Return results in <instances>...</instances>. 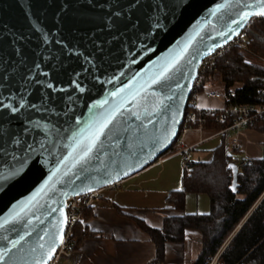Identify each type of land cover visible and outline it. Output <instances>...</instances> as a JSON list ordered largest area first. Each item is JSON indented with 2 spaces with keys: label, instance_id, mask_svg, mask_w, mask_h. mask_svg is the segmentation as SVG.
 <instances>
[{
  "label": "water",
  "instance_id": "water-1",
  "mask_svg": "<svg viewBox=\"0 0 264 264\" xmlns=\"http://www.w3.org/2000/svg\"><path fill=\"white\" fill-rule=\"evenodd\" d=\"M248 4L260 7L0 0V174L22 169L0 187V264H48L61 230L64 237L68 198L123 181L172 149L202 60L238 37L222 35L230 27L241 34L264 19L233 25ZM177 57L168 78L154 82ZM114 110L120 114L97 151L77 165L73 137ZM228 168L237 189L238 166Z\"/></svg>",
  "mask_w": 264,
  "mask_h": 264
},
{
  "label": "trees",
  "instance_id": "trees-1",
  "mask_svg": "<svg viewBox=\"0 0 264 264\" xmlns=\"http://www.w3.org/2000/svg\"><path fill=\"white\" fill-rule=\"evenodd\" d=\"M244 32L243 47L234 46L225 52L203 84V89L222 87L226 104L235 107L258 105L264 88V19L254 18ZM230 88L234 89L233 95ZM217 114V111L201 110L192 126L202 123L205 128H219ZM253 128L263 132L264 119H259ZM173 151L174 146L167 154ZM233 162L222 145L214 151L211 160L185 167L182 190L170 193L168 202L181 208L187 194H206L211 201L210 213L166 217L160 230L149 229L156 246V257L149 264H161L165 245L184 241L187 229L198 230L203 236L198 258L192 264H208L220 250L227 264H264V154L261 159L239 167L235 192L230 188L233 174L228 168ZM81 224L75 231L78 246L89 236L82 231Z\"/></svg>",
  "mask_w": 264,
  "mask_h": 264
},
{
  "label": "crops",
  "instance_id": "crops-1",
  "mask_svg": "<svg viewBox=\"0 0 264 264\" xmlns=\"http://www.w3.org/2000/svg\"><path fill=\"white\" fill-rule=\"evenodd\" d=\"M222 92V87H208ZM220 88V89H219ZM224 102L199 97V108L207 111L222 109ZM180 145L147 168L122 181L119 189H107L101 200L87 210L80 225L85 237L77 250L64 257L60 264H149L156 257V246L149 229L160 230L166 217L207 215L211 201L206 194L186 195L181 208L167 198L182 190L185 170L184 154L189 149L191 162L209 161L214 151L225 145L233 163L258 160L264 154V131L255 128L221 133L218 128L189 129L181 133ZM237 141V149L232 146ZM203 236L187 229L182 242L165 245L161 264H192L197 258Z\"/></svg>",
  "mask_w": 264,
  "mask_h": 264
},
{
  "label": "built area",
  "instance_id": "built-area-1",
  "mask_svg": "<svg viewBox=\"0 0 264 264\" xmlns=\"http://www.w3.org/2000/svg\"><path fill=\"white\" fill-rule=\"evenodd\" d=\"M244 31L229 44L218 47L216 51L205 57L200 63L197 76L194 80L190 96L188 98L186 107L187 113H185L182 122V132L189 129H206L202 123L198 124L196 127L192 126V123L198 120V113L201 112V109L199 108V97L202 94L205 95L207 99H216L224 102L222 109L217 111L218 114L215 118L217 124L219 125L218 129L223 134L233 130L240 131L253 128L259 119H264V88L260 92L258 105H240L236 107L226 104V98L223 92H218L209 88L203 89L205 77L217 67L218 61L223 56V54L234 46L240 45L243 47L246 41V35ZM262 61L264 62V58ZM229 93L230 95H233L234 89L230 88ZM229 120L231 121L229 122ZM179 139L180 138H178L175 144L177 146L181 144ZM232 146L237 149L238 145L236 140L233 141ZM176 152L184 154L185 167H188L191 162L189 149L182 148L176 150ZM251 161L252 160L249 159L241 161L240 164L237 165L238 169L240 166L246 163L250 164ZM121 184L122 181L115 182L105 188L90 190L84 194L76 195L66 200L67 223L63 242L60 243L59 247L54 253V256L48 264H60L64 257L77 250L78 245L77 239L75 237V231L77 226L84 222L85 213L93 206L95 202L102 199L103 192L105 190L119 189ZM221 255L222 250L218 252L212 259H210L208 264H227L222 260Z\"/></svg>",
  "mask_w": 264,
  "mask_h": 264
},
{
  "label": "snow or ice",
  "instance_id": "snow-or-ice-1",
  "mask_svg": "<svg viewBox=\"0 0 264 264\" xmlns=\"http://www.w3.org/2000/svg\"><path fill=\"white\" fill-rule=\"evenodd\" d=\"M258 4L260 7H256L255 4H248L247 8L250 10L242 11L238 17V19H235L232 21L233 25L236 26H242L246 24L249 19H251L253 16H260L264 17V0H258ZM228 33H234L235 35L239 36V31H236L234 28H229L227 32L223 33L222 35L227 36ZM221 46V45H218ZM188 45L185 46V49H187ZM179 57L176 58V60L170 61L166 64L164 69L158 74V76L155 78L154 82H158L161 79L168 78V72H170L173 68H175L176 63L178 61ZM49 87H52L51 84L48 85ZM76 88L79 92L83 93L85 89L79 85V83H76ZM169 99H172V97H169ZM107 103L106 101L104 103H101L98 107L103 108L104 104ZM15 110V109H13ZM118 110H114L113 112L109 113L108 115L104 116L102 119L97 120L96 122L89 125V133L86 136H83L82 138L73 137L75 147L73 149L74 156L73 158L76 159L77 165H83L86 164L91 158L92 154L97 151L98 146L100 145L101 137L106 135L107 130L109 129V126L115 121L116 117L119 115ZM76 166V165H74ZM231 167V166H230ZM22 171V169H16L10 174H0V187H2L5 183H7L9 180L15 178L19 173ZM237 189L235 185L232 187V191L235 192ZM52 211H56V209H52ZM64 223H67V216H64ZM59 240L62 243L63 242V231L61 230L59 235ZM13 247H16V244H13ZM41 248H43V245H41ZM55 252V247L50 249L48 259L52 258V255ZM2 253H0V258H2Z\"/></svg>",
  "mask_w": 264,
  "mask_h": 264
},
{
  "label": "rangeland",
  "instance_id": "rangeland-1",
  "mask_svg": "<svg viewBox=\"0 0 264 264\" xmlns=\"http://www.w3.org/2000/svg\"><path fill=\"white\" fill-rule=\"evenodd\" d=\"M219 89H220V88H219ZM220 251H221V250H220ZM220 251H219V252H220ZM217 253H218V252H217Z\"/></svg>",
  "mask_w": 264,
  "mask_h": 264
}]
</instances>
